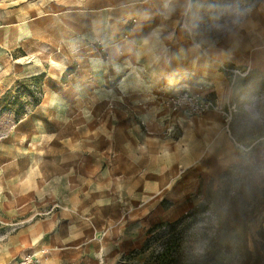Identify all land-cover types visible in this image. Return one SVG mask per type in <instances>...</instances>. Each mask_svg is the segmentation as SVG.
<instances>
[{"label": "rangeland", "instance_id": "1", "mask_svg": "<svg viewBox=\"0 0 264 264\" xmlns=\"http://www.w3.org/2000/svg\"><path fill=\"white\" fill-rule=\"evenodd\" d=\"M263 17L264 0H0V264H264V70L233 56ZM41 74L37 105L23 89L1 109ZM181 89L214 106L172 109Z\"/></svg>", "mask_w": 264, "mask_h": 264}, {"label": "built area", "instance_id": "2", "mask_svg": "<svg viewBox=\"0 0 264 264\" xmlns=\"http://www.w3.org/2000/svg\"><path fill=\"white\" fill-rule=\"evenodd\" d=\"M249 70V69H248ZM168 103L172 109H188L190 112H198L214 106L213 100L203 98L202 91H188L181 89L171 95ZM17 264H43L42 258L35 253H28Z\"/></svg>", "mask_w": 264, "mask_h": 264}, {"label": "trees", "instance_id": "3", "mask_svg": "<svg viewBox=\"0 0 264 264\" xmlns=\"http://www.w3.org/2000/svg\"><path fill=\"white\" fill-rule=\"evenodd\" d=\"M43 75H32L30 77H26V78H23L21 80H18L17 83L15 84V90H16V95H14V98H11V96L9 97L11 101H7L5 103H2L1 105V109H8L9 106L12 104H14L15 102L19 103L21 107H23L22 103L20 101V94H21V91L23 89H25V93H27L33 100V102L35 103V105H37L39 102H40V96H38L37 92H41V85H42V78ZM7 97V96H5ZM5 99V98H4ZM24 108V107H23ZM212 184H213V181L210 182L209 184V192L211 193L212 192ZM203 188V183H200V186H199V191H201ZM220 196V195H219ZM217 197L218 200L222 197ZM235 214L237 216H241L243 217V212L240 211L239 209L235 208ZM245 224H244V228H245ZM264 233V231H262ZM246 248V252H247V255L248 257H251L252 255V251L250 250V248L246 245L245 246ZM256 258H260L261 257V251L258 250L256 248Z\"/></svg>", "mask_w": 264, "mask_h": 264}, {"label": "crops", "instance_id": "4", "mask_svg": "<svg viewBox=\"0 0 264 264\" xmlns=\"http://www.w3.org/2000/svg\"><path fill=\"white\" fill-rule=\"evenodd\" d=\"M100 15H102V13L95 14V16H100ZM252 22L254 23L255 19ZM260 22H262L263 24H261L262 26H260L259 35L256 28L255 29L248 28L249 35L246 36L247 41L245 40L243 43H241V48H240L241 55L234 54L233 56L236 60L252 62L255 67H259L264 70V60L261 59V55L264 52V49L263 50L258 49L259 46H264V36L261 34L262 32L264 33V17L263 19H260ZM102 26L104 25H101V27ZM105 28H107L106 25ZM243 32L247 33V31H242L241 33H238L236 36L237 37L240 36V38H242L243 36L242 34H244ZM230 42L231 41L226 42V44H228L226 46L229 47V45H231Z\"/></svg>", "mask_w": 264, "mask_h": 264}]
</instances>
